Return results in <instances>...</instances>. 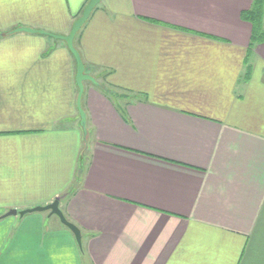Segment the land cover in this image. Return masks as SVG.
<instances>
[{
	"label": "crops",
	"instance_id": "0c3cea01",
	"mask_svg": "<svg viewBox=\"0 0 264 264\" xmlns=\"http://www.w3.org/2000/svg\"><path fill=\"white\" fill-rule=\"evenodd\" d=\"M0 0V264H264L255 0ZM264 33V3L261 17ZM83 159L80 162V155ZM59 201L55 214L6 215Z\"/></svg>",
	"mask_w": 264,
	"mask_h": 264
},
{
	"label": "water",
	"instance_id": "95a60500",
	"mask_svg": "<svg viewBox=\"0 0 264 264\" xmlns=\"http://www.w3.org/2000/svg\"><path fill=\"white\" fill-rule=\"evenodd\" d=\"M101 0H89L86 5L84 6L82 13L80 16L74 20L72 23L71 29L67 35L55 34L46 32L39 29H32L28 27H16L9 31L8 34L16 33V32H28V33H39L43 35H47L52 37L53 39L62 40L71 54L74 57L75 64H76V71H75V82L77 86V96H76V106L79 114V125L82 130L84 138L87 136V127H86V114L81 105V99L84 91V82L90 81L92 83H96L95 78L87 74L85 72V66L82 62L81 56L78 50L74 46V38L80 28L84 25V23L89 18L93 9L100 3ZM34 211H49L50 214H55L60 221L68 227L72 233L74 234L78 244L81 243V233L78 227H76L73 223L69 222L63 215L62 211L59 208V201L57 199L53 200L51 203L45 206H36L30 209L22 210L17 212L16 210L12 209L9 210L6 215H16L19 214L20 216L24 215L25 213L34 212Z\"/></svg>",
	"mask_w": 264,
	"mask_h": 264
},
{
	"label": "trees",
	"instance_id": "16d2710c",
	"mask_svg": "<svg viewBox=\"0 0 264 264\" xmlns=\"http://www.w3.org/2000/svg\"><path fill=\"white\" fill-rule=\"evenodd\" d=\"M263 3L264 0H255L253 8L245 15V17L250 20L254 28L249 46L250 49L254 43L264 41V33L261 32V27H260ZM83 156H84L83 154L80 155V162L82 161Z\"/></svg>",
	"mask_w": 264,
	"mask_h": 264
}]
</instances>
